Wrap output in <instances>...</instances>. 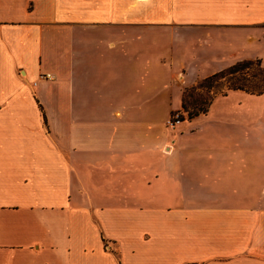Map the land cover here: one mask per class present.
I'll return each mask as SVG.
<instances>
[{
	"label": "crops",
	"instance_id": "obj_1",
	"mask_svg": "<svg viewBox=\"0 0 264 264\" xmlns=\"http://www.w3.org/2000/svg\"><path fill=\"white\" fill-rule=\"evenodd\" d=\"M247 58L264 0H0V264H264V92L171 122Z\"/></svg>",
	"mask_w": 264,
	"mask_h": 264
},
{
	"label": "trees",
	"instance_id": "obj_2",
	"mask_svg": "<svg viewBox=\"0 0 264 264\" xmlns=\"http://www.w3.org/2000/svg\"><path fill=\"white\" fill-rule=\"evenodd\" d=\"M204 89L205 93L196 90ZM230 89H243L251 93L264 92V66L259 58L238 60L207 76L199 78L182 89L181 108L171 112V119L192 118L208 110L216 95Z\"/></svg>",
	"mask_w": 264,
	"mask_h": 264
},
{
	"label": "built area",
	"instance_id": "obj_3",
	"mask_svg": "<svg viewBox=\"0 0 264 264\" xmlns=\"http://www.w3.org/2000/svg\"><path fill=\"white\" fill-rule=\"evenodd\" d=\"M45 75L48 76V77L50 76L49 73H45ZM175 114H176V116H175ZM175 114H174V118L171 119V122L173 121L172 123H174V122H178L179 120H181V119L179 118L178 113H175Z\"/></svg>",
	"mask_w": 264,
	"mask_h": 264
},
{
	"label": "rangeland",
	"instance_id": "obj_4",
	"mask_svg": "<svg viewBox=\"0 0 264 264\" xmlns=\"http://www.w3.org/2000/svg\"><path fill=\"white\" fill-rule=\"evenodd\" d=\"M197 80H199V78H198ZM197 80H196V81H197ZM188 85H190V84H188ZM196 91H200V92H202V93H205L204 89H202V90L198 89V90H196ZM175 103H176V101L174 100V101H173V104H175ZM175 116H176V114H175ZM172 122H173V121H172Z\"/></svg>",
	"mask_w": 264,
	"mask_h": 264
}]
</instances>
